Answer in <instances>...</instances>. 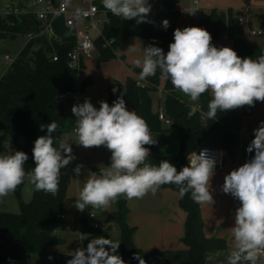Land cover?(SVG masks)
I'll use <instances>...</instances> for the list:
<instances>
[{
  "label": "clouds",
  "instance_id": "clouds-1",
  "mask_svg": "<svg viewBox=\"0 0 264 264\" xmlns=\"http://www.w3.org/2000/svg\"><path fill=\"white\" fill-rule=\"evenodd\" d=\"M102 4L122 20L135 19L137 25L153 23L149 19L152 5L148 0H102ZM161 26L166 30L169 21L163 20ZM211 40L210 33L200 27L175 29L174 42L167 54L154 44L143 47L142 58L133 61L134 67L141 69L139 79L154 76L159 69L163 77L170 78L175 89L192 101H198L210 91L208 119H215L218 111L245 105L254 107L255 102H264V54L256 60L241 58L230 47L218 49ZM128 51H135L134 45ZM112 91L115 94L118 89ZM124 97L123 91L111 106L102 100L99 109L86 98L71 109L77 122L74 129L77 144L84 148L105 146L111 152L110 166H99L98 174L88 172L74 207L81 212L89 206L106 210L120 196L128 200L142 199L149 192L155 195L161 185L167 184L177 187L180 198L190 193L191 200L198 205L214 204L211 180L217 160L204 149L199 154L193 153L188 165L179 172L167 160L158 166L148 162L151 153L145 145H155L157 139L146 121L127 108ZM58 127L55 121L40 125L41 130L47 129V134L34 142L35 167L30 173L24 168L27 153L14 151L0 155V197L14 192L26 177L36 191L58 194L61 170L77 159L71 144L56 141L59 147L53 146V133ZM254 135L246 149L248 153L254 151V157L227 174L221 186L223 193L231 194L240 202L235 226L230 229L234 240L227 264H256L264 255V121L254 129ZM83 171V164H76L73 169L76 177ZM119 245L120 242L103 236L94 238L86 248L72 252L67 264H125L117 254ZM133 258L139 264H146L139 253Z\"/></svg>",
  "mask_w": 264,
  "mask_h": 264
},
{
  "label": "trees",
  "instance_id": "trees-1",
  "mask_svg": "<svg viewBox=\"0 0 264 264\" xmlns=\"http://www.w3.org/2000/svg\"><path fill=\"white\" fill-rule=\"evenodd\" d=\"M162 1L168 7H172L171 0ZM97 4L100 8H104L100 0ZM109 15L110 19L102 25V35L95 39L100 60L116 56V48L130 36L140 37L146 41V46L154 44L167 54L169 45L174 42L175 29L185 28L172 25L165 30L150 16L149 19L153 23L137 25L135 19L122 20L110 12ZM192 26L207 30L212 38L227 34L233 40L231 48L241 58L251 57L256 60L263 54L261 45L245 38L243 28L235 24L232 9L213 8L206 17L199 18L186 27ZM260 30L261 35L264 36V15ZM5 37L6 34L0 32V40ZM104 39L114 41L111 45L104 46ZM52 43L53 53L43 49L37 50L35 70L28 77L30 82L28 89L0 93V148L3 140L9 141L10 149L22 147L28 155L24 167L26 173H30L35 167L32 152L35 140L47 134V129L41 130L40 125H47L52 121L58 123L59 127L53 133L55 137L53 146L58 148L56 141H62L63 132L74 123V119L67 114L60 95L75 92L78 83L82 90L90 81L87 78L79 82V69L69 65V53L75 46L76 37L53 38ZM55 55L58 57L57 60H54ZM131 68L135 76L129 77L126 83L117 82L109 86V104L112 105L124 91L126 105L146 121L151 134L175 135L174 137L178 139L176 154L167 153L162 143L146 145L151 153L148 162L158 166L162 160H167L179 172L188 165L191 155L197 153L204 145L221 147L226 155L231 157L236 155L239 146L238 132L243 118L251 115L255 106L245 105L235 110L218 111L215 119H208L206 116L208 102L212 99L210 91H206L198 101L191 103L187 95L174 88L170 78L161 75L159 69L156 75L140 80L141 69L134 65ZM160 86L164 92V100L160 99L159 107L154 108L152 93L159 90ZM113 88L118 89L115 94ZM12 107L17 110L16 113L10 112ZM160 111H163L168 124L160 119ZM22 137H25V142L20 145L19 141ZM176 143L174 140V147ZM254 155L253 151L252 158ZM61 172L59 192L56 196L34 190L32 200L21 203L20 213H8L0 209V264H67L68 258L57 248L65 243V240L60 238L56 231L62 226L66 215L64 204L72 176L64 169ZM23 183L13 192L17 197L21 195ZM161 187L178 193L175 185L167 184ZM115 203L116 209L109 212L108 216L120 228L121 248L117 250V254L125 264H139V261L133 258L136 253L142 256L146 264H206L209 256L227 247L225 238L208 236L205 233L202 207L191 200L190 193L179 199L180 207L186 212L184 248L146 250L136 245L133 235L137 226L128 223L130 208L127 200L124 196H120ZM89 218L81 217L82 235L90 234L111 239L107 230L94 228ZM83 241L87 245L85 239ZM50 256L52 259H49Z\"/></svg>",
  "mask_w": 264,
  "mask_h": 264
},
{
  "label": "rangeland",
  "instance_id": "rangeland-1",
  "mask_svg": "<svg viewBox=\"0 0 264 264\" xmlns=\"http://www.w3.org/2000/svg\"><path fill=\"white\" fill-rule=\"evenodd\" d=\"M102 2V0H100ZM152 5L150 15L156 19L160 25L162 21L167 19L170 26H188L198 20L206 17L213 8L222 10L232 9L234 11V21L236 25L243 28L245 38L261 45L264 54V36L259 34H249L250 29L259 30L260 23L264 15V0H199V4H194L193 0H171L172 7H168L162 0H148ZM31 0H0V31L5 32L7 37L0 40V93L7 91H21L30 87L28 75L35 70V56L38 49H43L49 53L54 52L51 39L59 35H77V26H68L63 16L54 18L52 25H48V20L51 16H47L46 20H38L35 15V10L31 9ZM68 5L74 4L79 8L87 4L86 0H67ZM160 5L163 6L160 8ZM23 8V11L14 12L13 7ZM87 6V5H86ZM70 7V6H69ZM11 8V9H10ZM192 16H187L188 13ZM104 17V16H102ZM240 18L243 20L241 21ZM40 21V22H39ZM84 23H81L82 26ZM72 27L73 34H68V28ZM84 27V26H83ZM102 28V26H101ZM32 34V36H29ZM211 43L218 49L221 47H232L233 40L227 34H223L218 38H212ZM135 47V51H128L130 46ZM143 47L145 42L142 38L137 36H130L125 39L117 48L116 56L100 60L99 52L95 49L92 53L84 55L82 64L79 69V82L89 78L90 81L85 85L84 89L80 90V96L72 94L64 98L66 112L74 115L71 111L74 104L83 103L88 97L92 99L91 103L94 107L99 109L100 101H106L108 104V88L110 85L117 82L126 83L128 78L135 76L131 66L136 58H142ZM9 53L15 57L14 61L9 62L5 58V54ZM21 53V57L19 54ZM17 63V64H16ZM16 64V65H15ZM186 97L184 94H182ZM154 100V108L159 107V100H164V92L162 86L159 90L152 93ZM80 98V99H79ZM161 103L163 104V102ZM191 103L192 101L189 99ZM111 106V104H109ZM127 108L132 111L130 107ZM167 121L164 119V122ZM77 125V122L76 124ZM245 130L240 129L238 132L239 141H241V134H245ZM247 134V132H246ZM152 136L161 141L165 151L169 154L178 153V139L175 135H156ZM159 136V137H156ZM176 138V139H175ZM174 140L176 146L174 147ZM62 141L71 144L76 160L66 166V172L72 174L73 180L67 190L64 209L67 212L62 226L57 230V235L65 240L61 244L59 250L64 255L71 259V254L78 248H86L83 239L87 244L94 238L90 234L82 235V222L80 216L89 218L92 208L89 206L83 212L74 207L75 201L79 196L80 191L84 187L88 179V172H97L98 168L110 166L111 152L105 147L84 148L78 145V138L74 131H64L62 134ZM25 142V137L19 141L20 145ZM1 155L13 154L14 151H23L22 147L10 149L9 141H1ZM244 161L245 160H241ZM76 164H83L84 171L79 177L73 172ZM25 167V165H24ZM35 187L32 185L27 177L24 180L21 195L17 197L13 192L5 197H0L1 211L18 214L22 211V202L28 203L32 200ZM156 195V194H155ZM130 211L137 219L145 220L144 211H151L153 213V194L149 192L142 199L128 200L126 197ZM113 208L116 209V203H111L105 210L107 212L93 209L96 212L95 218H89L92 222H97L100 228L107 230L110 234L111 240L119 242L121 238L119 226L109 218L108 213ZM140 221V220H139ZM145 249H152L153 242H148ZM108 247V246H106ZM264 255L256 262V264H264Z\"/></svg>",
  "mask_w": 264,
  "mask_h": 264
},
{
  "label": "crops",
  "instance_id": "crops-1",
  "mask_svg": "<svg viewBox=\"0 0 264 264\" xmlns=\"http://www.w3.org/2000/svg\"><path fill=\"white\" fill-rule=\"evenodd\" d=\"M86 5L87 4H84L83 7L81 8L86 7ZM69 6L72 9L79 8L74 4H70ZM149 16L151 17L150 14ZM187 16H192V13H188ZM51 17H52L51 20L47 21L48 25H52L54 18H56L57 16H51ZM151 18L154 21L158 22L153 17ZM37 19L40 21L46 20L39 18ZM83 26L82 28L81 26H78L77 30L79 31L85 29V24ZM67 32L68 34H73L74 30L72 29V27H70L68 28ZM29 36H32V34H29ZM64 36L66 35H59L58 37H53V38H59ZM67 36H75V35H67ZM144 42L146 47V41L144 40ZM7 55L10 56V59L6 58ZM19 57H21V53L19 54ZM5 58L9 62L14 61L15 59V57L11 56L9 53L5 54ZM187 97L189 100L190 97L189 96ZM68 115L70 118L74 119V123L70 125L68 128H66L65 131L66 130L74 131V127L76 126L75 116L71 114ZM261 121H264V102L257 101L253 113L243 118L241 129L245 130L247 134L245 132V134H241L240 136L241 141H239V146L236 150V154L239 156V160L237 161V163H233L232 157L226 155L223 167L215 168L214 170V176L211 180V188L215 190L213 192V199L215 203L212 205L211 204L201 205L204 222H205V233L208 236H218L225 238L227 242V247L226 249L217 251L215 254L209 256L206 260V264H227V257L230 254V252L233 250L234 238L230 229L235 226L236 209L240 206V202L236 200L231 194L223 193L221 191V186L223 185L224 177L227 174H229L232 170L238 169L240 166H242V162H244L241 161L242 159L245 160V162H248L250 159H252V153H248L246 149L247 146L251 143V141L255 137L254 129L259 127ZM168 123H169L168 121H165V124ZM157 143H161V141L157 139ZM70 175L72 176V174ZM72 180H73V176H72ZM179 199L180 196L176 191L169 188H163L160 186V188L156 192V195H153V213L151 211L143 212L146 218L145 220L137 219V217L134 216L131 211H129L127 217L128 223L132 226H137V230L133 235V240L136 243V245L145 249V248H149L146 245L148 242H153L152 249H162V248L176 249V248L185 247V244L183 242V236L185 233L184 223L186 220V212L180 207ZM111 210L113 211V208H111ZM99 211L107 212L101 209H99ZM82 216L83 215L80 216V219ZM57 248L59 249V247ZM242 264H244V262H242Z\"/></svg>",
  "mask_w": 264,
  "mask_h": 264
},
{
  "label": "built area",
  "instance_id": "built-area-1",
  "mask_svg": "<svg viewBox=\"0 0 264 264\" xmlns=\"http://www.w3.org/2000/svg\"><path fill=\"white\" fill-rule=\"evenodd\" d=\"M98 0H86L87 6L84 8H70L67 0H31V9L35 10V15L39 19H46L47 16H63L65 18L66 24L68 26H80L81 23L85 24V29L79 30L76 37V43L73 50L69 53V65L73 68L80 69L81 60L84 55L92 53L96 49L95 39L102 35L101 26L110 19L109 11L105 8H100L97 4ZM194 4L198 5L199 0H193ZM173 6V5H172ZM163 6L160 5V8ZM11 9V8H10ZM14 12L23 11V8L13 7ZM104 16V17H102ZM242 21L243 19L240 18ZM249 34H262V31L250 29ZM104 46L111 45L113 39H104ZM10 59V56H6ZM57 56H54V60H57ZM80 87L78 83L77 90L73 93H63L60 95V99L67 98L72 94H77L80 96ZM80 99V98H79ZM87 99L91 98L88 97ZM160 119L164 120L165 116L163 111H160ZM76 126L74 127V129ZM207 149L209 155L217 160L216 168H221L224 165V160L226 157V152L224 149L218 146L204 145L202 146L197 154L201 150ZM239 156L236 154L232 157V162L237 163ZM246 162H242V165ZM142 167V166H141ZM90 218L96 217V212L91 210L89 214ZM94 228H100L97 222H92Z\"/></svg>",
  "mask_w": 264,
  "mask_h": 264
},
{
  "label": "water",
  "instance_id": "water-1",
  "mask_svg": "<svg viewBox=\"0 0 264 264\" xmlns=\"http://www.w3.org/2000/svg\"><path fill=\"white\" fill-rule=\"evenodd\" d=\"M10 112L11 113H16L17 112V110L15 109V108H10ZM120 248H121V245H119V248H118V250H120Z\"/></svg>",
  "mask_w": 264,
  "mask_h": 264
}]
</instances>
